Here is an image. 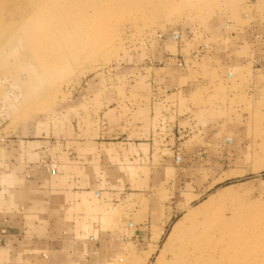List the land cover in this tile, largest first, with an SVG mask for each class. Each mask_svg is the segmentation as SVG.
I'll list each match as a JSON object with an SVG mask.
<instances>
[{
  "label": "rangeland",
  "instance_id": "obj_1",
  "mask_svg": "<svg viewBox=\"0 0 264 264\" xmlns=\"http://www.w3.org/2000/svg\"><path fill=\"white\" fill-rule=\"evenodd\" d=\"M249 3L0 0V183L10 180L6 172L31 162L63 174L81 172L89 139L105 135L106 127L112 134L122 119L129 129L132 120L146 116L144 105L158 103L157 119L138 135L150 143L124 151L121 160L108 158L99 198L80 210L85 216L81 239L90 242L82 259L141 264L171 211L150 261L161 251L168 255L172 244L166 236L186 212L176 208L190 201V208L208 203L216 227L227 234L229 245L218 251L229 259L226 264H264V103L247 101L243 109L242 91L225 89L220 99L237 102L239 112L230 110L228 124L213 135L205 126L183 125L188 131L178 132L174 124L158 121L164 83L178 85L181 69L217 73L230 44L224 24L238 23L240 40ZM256 8L264 9V0ZM49 33L60 44L49 49L47 61L37 49ZM172 33L179 43L166 42ZM199 50L205 56L200 66H191ZM166 52L176 54L175 60L163 58ZM181 58L185 66L179 65ZM33 149L41 151L30 156Z\"/></svg>",
  "mask_w": 264,
  "mask_h": 264
},
{
  "label": "crops",
  "instance_id": "obj_2",
  "mask_svg": "<svg viewBox=\"0 0 264 264\" xmlns=\"http://www.w3.org/2000/svg\"><path fill=\"white\" fill-rule=\"evenodd\" d=\"M249 2V10L243 14L246 22L240 40L236 38L239 33L237 30L240 29L236 27L238 23L224 24V29L229 32L225 38L229 39L230 44H227V50L219 60L217 73L204 74L200 68L186 72L181 69L175 81L178 85L171 87L164 83L163 102L159 106L162 111L158 121L174 124L178 132L188 131L183 125L205 126L206 132L213 135L219 131L218 126L228 124L225 119L230 110L239 112L240 105L237 102L220 99L225 89L228 94L242 91L245 98L243 109L247 107V101L264 103V9L257 10L259 0ZM167 41L174 45L181 38L172 33ZM172 54L166 52L163 58L175 60L176 54ZM203 56L201 50L194 52L190 58L193 62L191 66H200ZM178 60L180 66H185L186 59ZM183 77L186 79L182 84ZM193 93L196 98L190 100ZM156 104L144 105L146 116L132 120L129 129L124 130L122 119L112 134L106 127L103 131L105 135L89 139L88 145L84 147L88 151H84L86 154L81 172L63 174L56 167L46 169L32 162L24 168L18 166L19 169L14 172L12 169L6 172L10 180L0 183V264H88L82 259V249L90 242L81 239L85 216L80 210L84 205L93 206L94 199L99 198L98 187L108 158L121 160L124 151L150 143L149 138H138V135L144 124L157 119L154 110ZM40 151L33 149L28 154L36 155ZM74 158H78L76 154ZM93 158H98L97 164H92ZM178 207L175 212H179ZM173 214L169 211L161 219L157 233L162 228L165 232ZM89 236L90 241H94V236Z\"/></svg>",
  "mask_w": 264,
  "mask_h": 264
},
{
  "label": "bare ground",
  "instance_id": "obj_3",
  "mask_svg": "<svg viewBox=\"0 0 264 264\" xmlns=\"http://www.w3.org/2000/svg\"><path fill=\"white\" fill-rule=\"evenodd\" d=\"M48 17L50 18V16ZM44 22L47 23L46 17L44 18ZM50 22L49 24H51ZM37 24L38 22L35 20V25ZM44 35L45 38L40 39V43H38L37 53L49 61L52 50L56 49V46L60 44V40L57 35L50 33ZM22 48H24L23 45ZM190 203L189 201L177 209L179 211L185 208L186 212L182 213L172 223L166 236L168 237V242L172 244L169 253L167 252L168 255L164 251H161L159 254H156L153 261H150V257L154 251L152 247L141 264H226L229 261L223 254H218L219 249L223 245H229V242H227V239H224V236L227 234L221 228L216 227V219L209 214L208 203H201L194 208H190ZM160 235L161 232L159 230L156 240L159 239Z\"/></svg>",
  "mask_w": 264,
  "mask_h": 264
}]
</instances>
